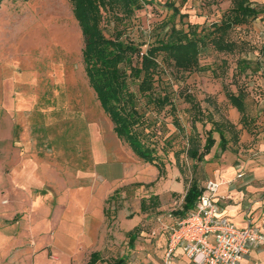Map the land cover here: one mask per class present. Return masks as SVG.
Listing matches in <instances>:
<instances>
[{
  "label": "rangeland",
  "instance_id": "rangeland-1",
  "mask_svg": "<svg viewBox=\"0 0 264 264\" xmlns=\"http://www.w3.org/2000/svg\"><path fill=\"white\" fill-rule=\"evenodd\" d=\"M166 1L153 0L122 21L112 12L104 13L105 35L120 34L145 52L167 33L162 25L171 14ZM172 1L187 16L182 23L176 19L179 29L187 23H220L232 7L231 0ZM252 1L261 10L259 18L231 32L239 52L206 49L200 57L203 71L183 78L165 67L160 90L170 94L184 131L177 132L171 114L153 115L159 119L160 144L172 139L168 155L162 156L164 176L115 134L90 85L83 32L70 0L1 1L0 264H87L93 252L101 255L97 264L121 258L127 264H163L164 241L179 220L175 212L182 209L194 167L201 186L212 181L215 170L228 167H237V180L258 182L251 173L264 165V76L253 73L256 64L247 77L237 74L241 59L264 63V0ZM238 85L249 95L250 129L226 95L236 93ZM186 95L194 98L206 118L211 115L235 128L226 134V151L214 133L216 145L203 164L182 153L185 175L175 153L185 148L193 133ZM206 120L196 124L203 144L212 129ZM106 170L115 180L101 175ZM82 205L89 208L85 215L91 241L73 244L66 222L79 218L75 209ZM130 232L136 236L132 246Z\"/></svg>",
  "mask_w": 264,
  "mask_h": 264
},
{
  "label": "trees",
  "instance_id": "trees-1",
  "mask_svg": "<svg viewBox=\"0 0 264 264\" xmlns=\"http://www.w3.org/2000/svg\"><path fill=\"white\" fill-rule=\"evenodd\" d=\"M2 0H0L1 3ZM146 0H70L73 14L78 21L84 37V62L90 85L94 90L101 107L110 118L117 137L144 163L157 168L160 176L166 174V164L162 156H167L172 147V139H166L161 145L158 133V117L166 112L173 117V123L179 134L183 128L176 116V107L168 92L160 90L162 75L166 74L165 67L172 68V75L183 76L203 71L200 63L202 52L212 48L220 54H234L239 52V45L231 40L234 29L251 24L259 18V10L252 0H231L232 7L224 15L220 23L210 26L192 25L187 23L178 28L176 19L180 23L187 17L181 14L172 0H167L165 8L171 14L163 22V30L167 33L163 38H157L148 50L142 52L133 43L125 41L122 35L108 38L103 30L104 13L112 12L115 20L131 18L145 4ZM184 25V24H183ZM264 57V46L261 48ZM256 68L253 69V65ZM237 74L247 77V70L253 73L262 72L264 63L253 62L250 59L238 61ZM164 84V83H163ZM227 98L233 108L242 115L243 126L250 129L253 119L248 109V92L241 85L237 92L227 91ZM185 100L191 105L193 133L187 138V145L183 150L175 153L177 166L186 175V169L181 164L182 153L197 164L205 163L216 145L214 133L220 136V148L227 150L226 134L233 133L232 124L214 121L207 118L190 95ZM167 107H170L166 110ZM209 122L212 129L205 133V143L196 130L199 122ZM205 123V122H204ZM162 129V126L160 127ZM237 135V134H234ZM237 140V136H235ZM197 168L191 177L181 210L175 212L180 219L192 212L204 192L199 183ZM158 206V196L152 198ZM131 241L136 240L134 232H130ZM101 260L100 253H93L88 264H97ZM115 264H125L120 259Z\"/></svg>",
  "mask_w": 264,
  "mask_h": 264
},
{
  "label": "built area",
  "instance_id": "built-area-1",
  "mask_svg": "<svg viewBox=\"0 0 264 264\" xmlns=\"http://www.w3.org/2000/svg\"><path fill=\"white\" fill-rule=\"evenodd\" d=\"M219 187L207 182L195 209L169 229L163 264H173L179 248L193 264H243L253 247L264 244V233L250 222L239 228L220 215L215 202Z\"/></svg>",
  "mask_w": 264,
  "mask_h": 264
},
{
  "label": "crops",
  "instance_id": "crops-1",
  "mask_svg": "<svg viewBox=\"0 0 264 264\" xmlns=\"http://www.w3.org/2000/svg\"><path fill=\"white\" fill-rule=\"evenodd\" d=\"M236 168L228 167L225 171L215 170L212 173V181L220 184L215 198V202L220 209V215L229 218L239 228L246 227L250 222L254 228L264 233V165L251 173L256 177V179H258L257 181L259 183L256 182L255 184H246L243 180H237L238 171ZM101 175H103L107 180H115L116 178L111 176V173L109 174L107 170ZM260 175L262 178H260ZM34 177L39 183L42 185L44 184L40 181L37 175H34ZM205 185L206 184H204L203 187H205ZM75 210L78 212L80 211V216L78 219L75 218L72 221L66 222L65 228L70 229L68 237H70L73 244L85 242V240L90 243L91 238L89 231L91 230L88 228L90 224H88L85 215L86 212H89V208L86 205H82V207H78V209ZM101 215L103 216V211ZM57 228L59 229V224L56 225V230ZM167 233L168 235L164 241L162 250L163 260L169 243V231ZM135 241L136 240H134V242L131 241L130 238L131 246L134 245ZM121 259L125 261V264H127L124 258ZM115 262L113 264H115ZM173 264L193 263L192 260L186 256L183 249L179 248L174 254ZM243 264H264V244L253 247Z\"/></svg>",
  "mask_w": 264,
  "mask_h": 264
}]
</instances>
